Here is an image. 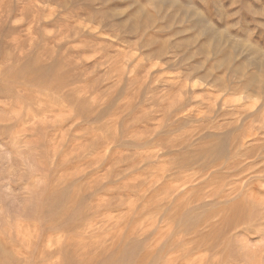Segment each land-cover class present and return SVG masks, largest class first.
I'll use <instances>...</instances> for the list:
<instances>
[{
	"label": "rangeland",
	"instance_id": "rangeland-1",
	"mask_svg": "<svg viewBox=\"0 0 264 264\" xmlns=\"http://www.w3.org/2000/svg\"><path fill=\"white\" fill-rule=\"evenodd\" d=\"M258 55L264 0H0V264H264Z\"/></svg>",
	"mask_w": 264,
	"mask_h": 264
},
{
	"label": "bare ground",
	"instance_id": "bare-ground-1",
	"mask_svg": "<svg viewBox=\"0 0 264 264\" xmlns=\"http://www.w3.org/2000/svg\"><path fill=\"white\" fill-rule=\"evenodd\" d=\"M191 11V10H190ZM197 14L196 13H193V15L192 16H196ZM198 18H199V20H200V25H201V27H202V30L205 32V33H207V34H210L211 36H217L218 35V33L215 31V30H213V28L211 27V25H209V23H207L206 21H205V19L203 18V17H201V16H199L198 15ZM256 57V56H255ZM257 59H255V58H253L252 60H255V62L257 63V64H259V66L260 67H264V55H262V57H261V55H260V57H259V55L256 57ZM243 113V112H242ZM242 113H241V115H242ZM257 114H258V110H255V111H253V112H250L249 114H248V116H250V117H255L253 120H256L257 121ZM260 128V127H259ZM249 135H253V133H251V132H249L248 133ZM241 135H242V132H241ZM262 135V134H261ZM263 136V135H262ZM252 140V142H254V141H257V146L258 147H261L262 146V144L264 143V137H260L259 136V133L257 132V133H255V136L251 139ZM239 144H240V146H243L244 144H243V141L241 140H239V142H238ZM253 147V146H252ZM242 156H243V154H242ZM254 162H255V160H253ZM251 162V161H250ZM249 165V164H248ZM253 165V164H252ZM252 165H250V167L252 166ZM255 166V165H254ZM248 168V167H247ZM264 172V171H263ZM16 260V259H15ZM12 263H13V261H11ZM18 263V262H17Z\"/></svg>",
	"mask_w": 264,
	"mask_h": 264
}]
</instances>
